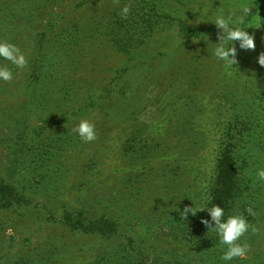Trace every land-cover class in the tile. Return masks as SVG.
<instances>
[{
	"label": "rangeland",
	"instance_id": "obj_1",
	"mask_svg": "<svg viewBox=\"0 0 264 264\" xmlns=\"http://www.w3.org/2000/svg\"><path fill=\"white\" fill-rule=\"evenodd\" d=\"M162 1L169 4L174 25L181 20L187 26L207 32L198 47L202 46L201 49L208 51V45L210 54L215 47L216 42L213 41L216 34L222 32L209 22L211 14L219 8L228 12L239 5H250L257 10V18L252 24L254 42L263 47L259 50V56L264 54V23L260 22L262 16L264 18V0ZM255 2L260 4L254 6ZM73 4L71 2L69 7L55 10L54 13L62 16L71 11ZM106 8L103 3L93 4L90 8L77 11L73 17H84L89 11L102 15ZM238 15L234 17L233 25H237ZM51 17L43 14L37 21L43 28L44 24L53 20ZM177 29L173 26L156 34L147 47L146 57L141 58L143 63L148 59L153 61L140 71L122 77L131 90L140 94L136 96L137 108L133 110L137 120L134 115L133 120L112 125L109 123L111 117H105V114H109L108 110L91 115L87 120L95 124L97 139L91 143L81 142L78 151L66 156L69 171L60 180L50 179V172L44 174L41 169L34 170L32 162L26 167L22 165L19 172L11 168L6 179L25 194L28 204L19 212H0L2 264H13L18 260L20 263L25 261V264H223L220 257L225 246L220 245L216 234L201 223L202 214L206 211L189 215L184 221L181 217L177 218L179 221L161 219L165 216L174 218L186 206L206 205L208 194L205 180L211 172L210 138L214 134L210 132L217 130L218 119L225 117L229 109L228 104L215 97V91L223 83L231 82V75L225 77L218 73L226 64L218 62L213 56L202 63L206 68L203 75L208 80L205 87L197 89L195 86V89L188 90L187 86L180 88V85H175L172 92L160 98L162 90L155 87L150 72L159 71L166 80L177 59L182 57L178 51L183 40ZM40 30L33 29L31 32ZM25 43L30 47L32 45L27 38L23 41ZM87 50L86 67L73 76L81 78L83 82L88 81L95 86L107 85L115 77V72L125 66L124 58L115 55L108 45L99 41H91ZM240 59L244 61L239 60L238 65L233 66L242 76L248 68L257 77L258 74L263 75L264 66L246 61V58ZM139 101L144 105H140ZM138 106H142L141 110H138ZM195 109L199 110L196 112ZM189 111L196 112V118L190 124L185 121L186 112ZM140 122L148 124L150 135L163 145L162 156L145 167L149 178L146 187H141L140 181L130 182L133 184L131 191L136 194L130 197L132 206L123 207L121 201L113 205V202L89 203L95 201L93 198L98 191L111 198L115 193L121 195L138 170L139 165L134 160L123 158L128 136H123L117 128L131 130L133 124ZM192 134L194 138H191ZM194 141L198 149L192 144ZM2 167L0 160V173L3 172ZM87 204L91 209L88 220H96L104 214L112 218L107 221H116L117 225L112 230H97L94 235L70 231L62 220L64 214L84 207L86 210ZM248 206L253 208L254 215L246 212V206L240 210L224 209L225 217L243 213L257 229L256 232L250 229L242 238L241 242L248 243L251 250L244 259L238 258L234 263L264 264V200ZM208 237H215L212 247L205 243Z\"/></svg>",
	"mask_w": 264,
	"mask_h": 264
},
{
	"label": "trees",
	"instance_id": "obj_2",
	"mask_svg": "<svg viewBox=\"0 0 264 264\" xmlns=\"http://www.w3.org/2000/svg\"><path fill=\"white\" fill-rule=\"evenodd\" d=\"M71 2L74 4L70 12L62 16L54 13L55 10L69 7ZM0 3V41L15 44L29 61L25 69L9 65L14 72V79L0 82V160L3 162V172L0 173V212H19L28 204L25 194L6 179L11 168L19 172L22 165L26 167L32 162L34 170L41 169L44 174L50 172V179L60 180L67 175L69 166L65 158L81 146V140L72 129L81 120L104 110H108L109 114H105V117H111L109 123L112 125L133 120L134 115L137 120L133 110L137 108L136 96L140 94L131 90L122 77L140 71L153 61L148 59L143 63L141 58L146 57L147 47L156 34L176 26L183 40L178 51L182 57L177 59L166 80L159 71L150 72L155 87L162 90L160 98L172 92L175 85H180V88L187 86L188 90L207 85V77L203 75L206 68L202 63L212 59V55L208 52V45V51L201 49L202 46L198 47L207 32L187 26L181 20H177L178 24L174 25L169 4L164 1L119 0L117 4L116 0H1ZM98 3L107 6L102 15L89 11L84 17H73L77 11ZM125 4L131 6V12L127 19H122L119 10ZM259 4L255 2L254 6ZM256 11L253 8V14L243 25L248 27L246 31L253 37L252 24L257 18ZM43 14L52 16L53 20L42 28L37 19ZM260 22L264 23L263 16ZM33 29L42 30L34 33L31 32ZM221 34L218 32L213 42L219 43ZM25 38L32 44L31 47L23 44ZM91 41L108 45L115 55L125 60V66L115 72V77L107 85L95 86L73 77L86 67L87 45ZM232 46L237 49L236 66L239 60L244 61L240 57L256 65L259 50L263 49L255 43L254 50H242L238 41ZM7 63L0 59V64ZM233 65L226 64L218 72L225 77L231 75V82L223 83L215 91V97L228 104L229 109L225 117L218 119L217 130L210 132L214 133L210 138L211 172L205 180L208 194L206 206L217 204L226 211L251 207L248 205L264 200V182H258L255 177L256 168L264 167V73L257 77L248 68L242 76L234 70ZM193 96L191 94L190 97ZM139 103L142 104L141 101ZM141 108L138 106V110ZM195 110L197 112L199 109ZM196 112H186L185 121L188 124L196 118ZM117 130H121L123 136H128L123 158L134 160L139 168L132 174L121 194L123 196L115 193L111 198L98 191L93 198L95 201H89L91 204L113 202V205L114 202H122L120 205L123 207L132 206L130 197L136 194L131 191L133 184L130 182L140 181L141 187L145 188L149 180L145 167L162 156L163 145L150 135L148 124L140 122L133 124L131 130ZM191 138H194V134ZM192 144L198 149L195 141ZM88 207L89 204L86 210L84 207L64 214L62 220L70 231L94 235L97 230L104 232L117 225L116 221H107L112 218L104 214L96 220H88V211H91ZM207 215L203 213L202 219ZM172 217L161 219L167 222L180 220L177 219L180 214ZM214 238H205L206 245L212 247ZM19 261L13 264H25V261Z\"/></svg>",
	"mask_w": 264,
	"mask_h": 264
},
{
	"label": "clouds",
	"instance_id": "obj_3",
	"mask_svg": "<svg viewBox=\"0 0 264 264\" xmlns=\"http://www.w3.org/2000/svg\"><path fill=\"white\" fill-rule=\"evenodd\" d=\"M119 4V0H116ZM131 12V6L125 4L119 10V15L122 19H127ZM238 15L239 24L233 26V19ZM253 14V8L248 4L239 5L236 9L225 12L223 8H219L216 12L211 14L209 22L216 25L222 30L219 43H215V47L211 50V55L218 61L225 64L232 65L236 63L237 49L234 42H239V48L242 50H254V37L250 35L243 27L246 19ZM231 46V47H230ZM0 59L7 61V64H0V82H11L14 79V72L11 66L16 69H25L28 66V58L15 44L7 41H0ZM260 66H264V54L258 58ZM72 131L79 137L83 143H91L97 139V129L95 124L89 120H81ZM255 177L258 182H264V167H258L255 171ZM199 211H206L210 219H202L209 231H212L218 237L220 245L225 246V250L220 259L229 264V262L236 259H244L251 250V246L246 242H241L246 233L251 231L256 232L247 220L243 213L230 215L225 217V210L223 207L212 204L208 206H186L180 212L181 220H187L189 215L195 216ZM246 212L249 215H254L252 207H248Z\"/></svg>",
	"mask_w": 264,
	"mask_h": 264
}]
</instances>
